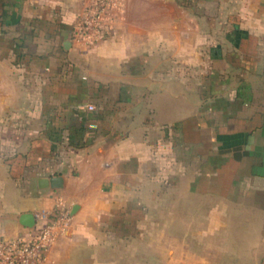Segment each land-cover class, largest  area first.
Returning <instances> with one entry per match:
<instances>
[{
  "label": "crops",
  "instance_id": "crops-1",
  "mask_svg": "<svg viewBox=\"0 0 264 264\" xmlns=\"http://www.w3.org/2000/svg\"><path fill=\"white\" fill-rule=\"evenodd\" d=\"M115 1L84 47L89 0H0V238L61 199L45 264H264V0Z\"/></svg>",
  "mask_w": 264,
  "mask_h": 264
},
{
  "label": "built area",
  "instance_id": "built-area-1",
  "mask_svg": "<svg viewBox=\"0 0 264 264\" xmlns=\"http://www.w3.org/2000/svg\"><path fill=\"white\" fill-rule=\"evenodd\" d=\"M115 0H89L71 30V42L91 47L103 41L110 30ZM86 109L92 111L93 106ZM35 225L26 238H0V264H45L51 249L65 236L72 224L69 208L61 199L54 207L33 213Z\"/></svg>",
  "mask_w": 264,
  "mask_h": 264
},
{
  "label": "water",
  "instance_id": "water-1",
  "mask_svg": "<svg viewBox=\"0 0 264 264\" xmlns=\"http://www.w3.org/2000/svg\"><path fill=\"white\" fill-rule=\"evenodd\" d=\"M63 186V180L61 177H52L50 179H41L39 181L40 189L58 190ZM20 224L28 229H32L35 225L34 216L31 213H25L20 217Z\"/></svg>",
  "mask_w": 264,
  "mask_h": 264
}]
</instances>
